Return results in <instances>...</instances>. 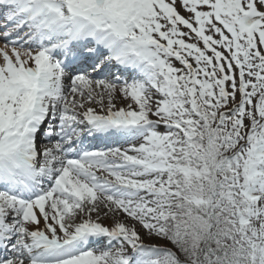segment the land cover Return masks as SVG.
Returning <instances> with one entry per match:
<instances>
[{
    "label": "snow or ice",
    "instance_id": "snow-or-ice-1",
    "mask_svg": "<svg viewBox=\"0 0 264 264\" xmlns=\"http://www.w3.org/2000/svg\"><path fill=\"white\" fill-rule=\"evenodd\" d=\"M0 264H264V0H0Z\"/></svg>",
    "mask_w": 264,
    "mask_h": 264
},
{
    "label": "rangeland",
    "instance_id": "rangeland-1",
    "mask_svg": "<svg viewBox=\"0 0 264 264\" xmlns=\"http://www.w3.org/2000/svg\"><path fill=\"white\" fill-rule=\"evenodd\" d=\"M105 223H107V221H105Z\"/></svg>",
    "mask_w": 264,
    "mask_h": 264
}]
</instances>
